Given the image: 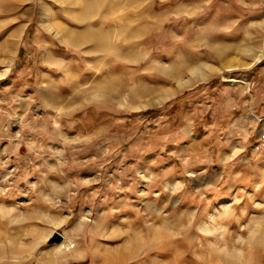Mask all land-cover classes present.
Here are the masks:
<instances>
[{"label":"rangeland","instance_id":"374dc122","mask_svg":"<svg viewBox=\"0 0 264 264\" xmlns=\"http://www.w3.org/2000/svg\"><path fill=\"white\" fill-rule=\"evenodd\" d=\"M0 264H264V0H0Z\"/></svg>","mask_w":264,"mask_h":264},{"label":"bare ground","instance_id":"6f19581e","mask_svg":"<svg viewBox=\"0 0 264 264\" xmlns=\"http://www.w3.org/2000/svg\"><path fill=\"white\" fill-rule=\"evenodd\" d=\"M67 248V249H71V250H75L76 249V245L75 244H73L72 242H70V243H66L65 242V244H64V242L63 243H61V246L59 247L60 249L61 248ZM59 249V250H60ZM58 251V250H57ZM69 253V252H68Z\"/></svg>","mask_w":264,"mask_h":264}]
</instances>
